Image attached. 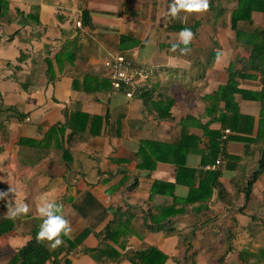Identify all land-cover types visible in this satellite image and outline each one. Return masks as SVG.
<instances>
[{"label":"crops","instance_id":"obj_1","mask_svg":"<svg viewBox=\"0 0 264 264\" xmlns=\"http://www.w3.org/2000/svg\"><path fill=\"white\" fill-rule=\"evenodd\" d=\"M130 1L87 0V5H85V0H16L15 2L22 12H27L30 6H38L40 12H33L34 16L38 17H30V20L27 21L22 13L15 12L18 15L15 21L9 23L3 20L0 25V69L2 70L0 91L5 92L0 93V97L3 98L0 100V128L14 130L10 144L0 141V158L5 159L6 168L10 172V180L0 184V191H8L10 187L13 189V192H9L6 200L0 199V221L7 211L6 204L15 206L16 203L22 201L29 207L26 215L10 219L15 222V232L9 236L11 240H6V237L0 238V264L8 263L13 247L18 248L30 239L29 228L32 225L29 222L35 215L36 197L39 196L42 202L50 201L51 196L62 195V197L69 198L72 194L71 202L75 203V207H70L71 202H62L63 208L66 207L64 213L82 209L84 211V213L80 212L82 215L94 216L96 214H92L91 211L85 212L87 202L85 196L82 195V192L87 188L93 192L90 185L92 180H89L90 174L94 173L93 177H95L99 171L108 172V170L115 173L120 160L134 157L143 141H149L144 142L149 146L154 144L152 140H149L153 138L146 135L141 129L146 126L154 127V123L139 122L138 120L142 118L141 113L138 115L134 110H124L120 98L126 96L119 93L121 96L114 97L113 93H108L109 85L105 77V63L116 53L121 52L116 43V37L121 27L122 4H127ZM139 1L144 4V0ZM149 1H151V5L147 6L148 12H139L138 21L141 27L149 22L148 29L153 31L172 20L165 13L173 0H169L165 4H161V0ZM223 3L227 5L228 1L223 0ZM84 8L88 9L94 17L93 30L88 26H83ZM182 17L184 15L180 12L174 20L180 23ZM78 21L82 23L81 27L76 25ZM178 34L179 32L174 31L168 39L178 43ZM11 36L12 39L8 41V37ZM195 40H199L201 43ZM210 45L209 37L203 32L199 34V39L194 37L187 48L196 52V49H204ZM184 47L185 45L181 48ZM181 48L179 47V52L168 55L159 51L154 41L144 48H137L132 52V55L140 61L152 58V63L161 67H173V65L180 67L183 64L195 62V54L190 51L186 55L182 54ZM10 60L13 63L11 73L8 68L6 72L12 76L15 83V88L12 89L4 88L6 85L13 86L7 82V74L4 70V66ZM48 60L52 68L53 79L46 75ZM213 64H219V57L213 61ZM57 93H61L62 100L58 99ZM177 94L181 95V98H176L173 105L174 114L177 116L191 114L193 112L192 102L196 104L194 98L200 93H194L189 98L187 93ZM133 100L131 101L140 104L139 100ZM48 102L54 108H51ZM9 107H13L25 115V125L16 127L14 123L18 121L14 117L3 115L7 113L4 108ZM183 108H186L187 111L183 112ZM162 124L169 128L174 125L167 122ZM33 135L39 137L38 140ZM162 138L163 135L159 134L155 140H163ZM13 143L18 144L19 148L31 145L49 149L51 146L57 148L60 144L62 145L61 150H58L60 153V159L57 161L58 167L56 170L52 168V172H59L58 175H60V171L62 172V180L58 185H53V189L48 195L45 193L49 190V180L55 177L50 171V166L28 177L26 171L17 173L20 169L31 166L34 160L33 157L17 151V147L12 146ZM157 148L159 149L153 152V156L162 159V142L158 144ZM65 151L67 160L63 157ZM46 155L52 156L50 151ZM158 158L155 160L160 161ZM165 160L167 161V159ZM64 162L69 166L66 173H64ZM128 169L129 171L134 169L133 163L128 166ZM155 170L161 174L166 173L161 178L171 179L173 177L170 175L173 170L170 162H156ZM34 175L40 179L36 187L32 183ZM122 176H117V178L122 179ZM65 178H68L67 182ZM68 185L69 187H67ZM45 186L48 188L44 189ZM140 186L149 188L144 181ZM141 191L138 190L134 193V198L137 199L135 203L138 207V217L142 210L148 209L150 204L148 190ZM175 192L182 193L178 190ZM95 194L106 206L116 204L119 200L118 195L114 192L110 193L107 186H101L95 191ZM155 200L161 202H153L151 205L158 207L164 204L162 201L170 202L172 198L170 195H156ZM36 216H39L37 209ZM110 219V217H106L102 223L92 228L98 232ZM67 220L72 229L69 236L84 229L79 228L78 223L80 222L75 218H67ZM38 223L41 224L42 220ZM194 223V218L185 217L176 221L174 227L178 228L180 225L186 226ZM3 225L7 227L5 232L11 229V225L6 219ZM138 226L139 219L137 218L132 224L133 234L129 236V248L138 250L147 248V237H151L155 241H163L158 248L167 254L177 252L178 245L174 243L175 240H178L177 236L165 237L159 232L144 233L138 229ZM97 243V238L94 235H89L84 240L83 246L93 248L97 246ZM117 249L122 252L120 247ZM69 264L95 263L86 252H80L71 255ZM110 264L116 263L111 262ZM120 264L130 263L123 261Z\"/></svg>","mask_w":264,"mask_h":264},{"label":"trees","instance_id":"obj_2","mask_svg":"<svg viewBox=\"0 0 264 264\" xmlns=\"http://www.w3.org/2000/svg\"><path fill=\"white\" fill-rule=\"evenodd\" d=\"M219 1L209 0L211 18L216 22L222 18V15H218L216 6ZM86 2L87 0L84 2L85 5H87ZM34 11L40 12V8L30 6L27 12L17 10V13H22L29 21L30 17H38L37 15L34 16ZM4 16L5 14L0 7V18ZM226 16L227 18L223 17L221 19L222 25L224 28L231 30L235 42L227 58L228 65L224 68H220L219 65L213 68L211 64L219 56L221 49L216 47L211 51V55L208 57L209 61L206 64L207 68L204 66V75L201 77L204 78L206 83L209 82L210 85L216 83V86L207 93H200V99L203 100L200 107L192 102L193 112L183 114L184 116L179 114L181 116L177 119V114H174L173 110L176 98L174 99L172 93H156L155 85L145 92L134 93L130 99L139 100L141 112H146L157 123H173V127L178 128L179 139L184 135V138L180 142L178 141L172 160L177 161L179 167L182 166L180 171L192 173L188 190L200 191L195 195L185 196L182 199L184 208L175 209L171 214H166L164 219L173 220L194 204H215L218 201L224 204V208H234V212L247 214L252 220L257 219L255 215L251 216L252 214L237 209L235 203L241 197L245 201L247 200L246 205L249 203L251 195L257 190V182L264 173V0H237L234 7L227 11ZM82 17L84 18L83 26L91 27V15L88 9L84 8ZM166 28L168 31H180L182 29L173 25L166 26ZM125 40L135 41L129 33H122L118 36L117 41L120 46ZM135 44L138 43H130V46L134 47ZM229 47L230 44L226 42L225 49ZM171 48V44L163 43L158 50L169 55L171 54ZM46 66L47 77L53 79L49 60ZM187 94L189 98L194 93ZM1 99L3 98L0 97ZM4 111H7V113H2L3 115L12 116L18 122H25V115L13 109V107L4 108ZM190 118L197 119L198 124L187 125L185 121ZM187 128L199 129L201 132L206 133L210 138L209 146L200 148V144H202L200 141L204 136L197 138L196 142L184 133V129ZM206 129L209 131L205 132ZM225 129L231 131L227 140L221 138ZM186 137L188 139H185ZM4 142L10 144V136H7ZM185 142H187V147L185 148V154L182 155L183 150L181 151L180 147ZM234 145L241 147V154H234V151L230 152L231 146ZM187 154L200 155L201 165L213 164L219 159L222 171L220 173H203L200 169H187L185 167V156ZM182 156L183 159L180 160ZM63 157L67 160L66 151ZM226 170L230 193L219 181ZM65 180L67 182L68 178H65ZM176 183H179L177 179ZM157 186H160L161 189H168L173 187V184L171 182H159L154 185V187ZM47 188L48 186L44 187V189ZM65 199L66 197H62V202ZM130 208L128 207L124 211H120V209L112 210V219L101 232L96 233L97 247L86 250L99 263L105 262L107 259L121 258V255L110 242H117L120 235L126 234L123 229L116 233L114 228L120 224H127L132 220L134 210ZM171 208L172 206H168L164 209V212L169 211ZM152 214L151 211L150 213L148 211L149 216ZM144 228L149 229L150 227ZM29 229L30 239L25 241L24 245L16 248L15 254L8 264H61V261L62 264H69L71 255L81 252L79 248L83 249V242L90 233V229H82L73 236L61 234L60 238L63 243L54 250H50L48 246L50 242L37 243L35 237L39 229L37 231L32 227ZM233 238L234 234L231 228L227 229L225 234L227 249L217 258L218 261H223L226 256L233 253L235 249ZM262 252H264V249H262ZM128 258L134 264H164L167 259L166 255L155 247L142 252L131 253ZM240 260L245 261L244 255L240 256Z\"/></svg>","mask_w":264,"mask_h":264},{"label":"bare ground","instance_id":"obj_3","mask_svg":"<svg viewBox=\"0 0 264 264\" xmlns=\"http://www.w3.org/2000/svg\"><path fill=\"white\" fill-rule=\"evenodd\" d=\"M218 2V0H215ZM228 4L225 5L223 3V0L219 1V4L216 3V6L218 8V15H222V18H227L226 14L227 11L231 8L234 7L236 4L237 0H227ZM11 4L13 5L15 2H12L10 0ZM151 1L149 0H144V4L140 2L139 0H131L130 2H127V4L123 3V10L121 12L120 16V22L124 20L123 23L121 24L120 27V32L116 37V43L119 47V50L121 52L116 53L110 60H108L105 65L104 69L106 72V79L108 81V93H141L140 91L145 92L148 88H151L155 85V88L157 90L156 93H207L210 91V89L215 88L216 83H213L210 85L209 82H205L204 78L201 77L204 75V66L206 67V64L208 63L209 59L208 57L211 55V51L214 48H219L221 49V53L219 54V67L224 68L225 66L228 65V56L230 53V50L232 49L234 45V36L232 35L231 30L226 29L223 27L221 19L218 20L217 22L211 18V16L207 17L206 15H202L200 13H183L184 16L188 17L187 23L184 22H176L175 20H170L169 22L165 23L164 25L158 27L156 30L149 31L148 25L149 22H146L143 27L139 25L138 21V13H145L148 12V4ZM169 2V0H161L162 3ZM132 6V7H131ZM12 9L14 10V7L12 6ZM208 9L207 11L210 13ZM15 12V10H14ZM91 15V13H90ZM261 17V16H260ZM3 20L7 21V17L4 16L0 18V25ZM94 17L91 15V24L92 26L90 27L92 30L94 29ZM130 21V23L128 22ZM10 23V21H8ZM174 26V27H181L182 29L184 28H189L193 33L195 39H199V34L205 32L207 36L209 37L211 41L210 47H205L204 49H196L195 51H191L195 54L194 61L189 64H183L182 66H178L179 69L182 70L184 73L182 77H176V79H184L183 82H174L172 80V76L166 77V73L168 71H172L170 67H161L157 66L154 63L148 64L145 61H140L136 59L133 55L132 52H134L137 48H144L146 45H149L151 37L154 35L156 38L152 39V42L155 41V44L157 45L158 49L160 48V45L163 43H169L173 46V44H177L175 42H172L169 40V36L171 33L177 30H169L166 28V26ZM193 28H192V27ZM245 26V25H244ZM181 29V30H182ZM180 30V31H181ZM177 31V32H180ZM122 33H129L131 37L135 39V41L131 40H125L123 44L120 46L118 44V36H120ZM12 39L11 37H8V41ZM196 42L201 43L199 40H195ZM226 42L230 44V47L228 49H225ZM130 43H138L137 45L135 44L134 47L130 46ZM207 43V42H203ZM183 44H178L177 50L175 52L170 51L172 55L174 53L179 52V47H183ZM216 57L214 61L218 58ZM120 62L121 66L117 71H111L108 70V63L111 62ZM215 63V62H214ZM213 65V68L216 66L215 64L211 63ZM11 65L13 66L12 61L10 60L9 62L6 63L4 67L10 68ZM186 77V78H185ZM169 78V79H168ZM167 82V83H166ZM118 85V87H117ZM176 86V88H174ZM142 131L148 135L151 136L153 139H149L153 141V146H149L145 144L144 142H149V141H143L141 145L139 146L137 152L134 154V157L131 159L127 158H122L116 167V172L112 173L110 170L108 172L106 171H99V173H96V178L92 180V190H93V206L91 209L92 214H98L101 212L108 213L112 212L114 209H120V211H124L128 207H131L130 209L134 210V214L132 217V220L127 223V224H120L117 227H120L124 231H126V234L120 235L117 239V242H110V244L114 247V249L121 255V258L117 259H107L105 264H109V262H115L116 264H120L121 262L125 261L129 262L130 264H134L131 262V260L128 258L131 253L134 252H142L145 251L149 248L155 247L157 250L162 252L164 255H166L167 259L165 260L164 264H200L199 260L197 261V257L200 254H203V252H196L194 255H191L188 253V255H175L174 254H167L165 251L162 249L158 248L157 246H151L147 247L141 250L138 249H133L129 248V236L133 234L132 230V224L133 222L136 221V219L140 218L139 220V226L138 229L141 230L142 232H159L162 233L163 236L169 237V236H177L179 240V246L181 249H186L188 251V248H191V243L187 242V239H193L196 242L202 243L204 240L208 238L209 230L210 228H214L212 225L217 219H223V217L228 214L227 219L228 220H233L234 221V226L240 227V224L238 220H236V216L244 217L245 220H249V224L245 227H241L240 233H243L245 236H247V239L252 238L254 240V234H256L257 230H263L264 231V222L259 219L258 214L256 213L257 211H249V207L251 206L252 200L256 201H261L260 198L262 199V204H264V190H261V196L259 197V191L260 188L257 186V190L251 195L249 203L246 205L247 200L243 197H241L238 201L235 203V207L237 209L243 210L244 212H247L249 214H252L251 216H254L257 218L256 220H252V218L248 217V215H243L238 212H234V208H224V204L221 201H218L215 204H205V205H198L194 204L190 206L186 211L182 212L179 214L176 218L173 220H168L164 219L166 217V214L172 213L175 209H179L182 206V199L185 196H188L190 194H197L198 192H195L194 190H188V185H190V179H191V174L189 171H180L178 162H174L172 160V157H174L175 149L177 148L178 141L182 138H184V135L182 138L179 139V133H178V128L171 127L169 137L173 135V130L176 132V137L175 139L173 138L172 142H169L168 140H155L157 137L156 133H153V130L156 129L158 132V128L155 127H150L146 126L145 128H141ZM209 130L206 129L205 132H208ZM14 130L12 128H0V141L4 142L5 138L7 136H10V138L13 136ZM184 133L188 134L189 137L197 142V138L203 137L202 141H200L202 144H200V148H207L209 146V141L210 138L204 133L203 131L201 132L199 129L195 128H187L184 129ZM231 134L230 129H225L223 131L222 139L227 140L228 136ZM185 139H188L186 137ZM162 142L163 148L161 149V157L160 161H156L155 157L153 156L154 151H158L159 148L158 144ZM56 150H61L62 145L57 146ZM187 147V142L185 144L181 145L180 150H183V154H185V148ZM240 146L239 145H234L231 146L230 152L232 153L234 151V154H241L240 153ZM174 150V152H173ZM136 155V156H135ZM263 155V154H262ZM136 157V158H135ZM192 157L193 159L189 160V158ZM167 159V161L165 160ZM183 159V156L181 157L180 160ZM185 167L187 169H200L203 173H220L222 170L220 168V160H216L215 163L213 164H205L201 165V156L196 155V154H187L185 156ZM156 162H170L172 164L173 170L170 175H173L171 179H164L161 178L163 177L166 173L161 174L160 178H154L152 176V172L155 171V165ZM133 163L134 169L132 171H129L128 166ZM58 164V162H57ZM99 168V166H97ZM179 169V170H178ZM56 170V169H55ZM224 170V168H223ZM67 171V163L64 162V172ZM59 172L54 171L55 177L50 179L49 181V190L45 193L46 195L49 194V192L53 189V185H58L60 180H62V172L60 171V175H58ZM169 173V172H168ZM167 173V174H168ZM227 170L224 172L223 176L220 177L219 181L223 184V187L226 189L228 193H230L229 185H228V179L226 177ZM122 176V179L117 178V176ZM180 177V180H179ZM261 177H264V173L261 175ZM260 177V178H261ZM176 179L179 181V183H176ZM260 180V179H259ZM258 180V182H259ZM144 181L149 188H144L141 187L140 184L141 182ZM159 182H171L173 184V187H170L168 189H161L160 186L154 187V185H157ZM258 185V184H257ZM101 186H107L109 188L110 193H116L118 195V202L113 205L106 206L103 204V202L98 198L95 194V191L100 188ZM148 190L149 193V198L148 201L150 204L148 205L147 210H142L140 213V216H137L138 212V207L136 206V203L132 200V197H134V193L138 190ZM181 191L182 193H176L175 191ZM133 195V196H132ZM156 195H161V196H166L170 195L172 200L170 202H165L162 201L164 204L161 206H152L151 203L153 202H161L155 200ZM36 203H35V215L31 219V225L32 228L35 229L36 231L39 229L40 224L38 223L39 221L42 220L40 216H36V209L41 204V201L39 199V196L36 197ZM213 200V198H212ZM50 201H55L57 203H62V195L61 196H54L50 197ZM7 202V201H6ZM246 205V206H245ZM168 206H172V208L169 211L164 212V209H166ZM245 207V208H244ZM243 208V209H241ZM148 211L153 213L152 215H148ZM243 212V213H244ZM109 214V213H108ZM142 214V215H141ZM158 215V216H156ZM185 217H192L195 219L194 224H188L186 226L180 225L178 228L174 227V224L176 221L180 220L181 218ZM110 218L112 219V213ZM5 215L3 216V219L0 221V238L6 237V240H11V237H9L11 234L15 232V222L6 219L9 224L11 225V229H7L3 225L4 220H5ZM110 219V220H111ZM244 220V221H245ZM242 222V221H241ZM107 225V224H106ZM105 225V226H106ZM105 226L100 230V232L105 228ZM232 226V223L228 225V227L224 228V249L222 252L218 253L217 256H213V253L211 254L210 259L208 260V263L212 264H226L229 259L237 258L239 261L237 264H264V261L260 260L258 263H256V259L250 260V253L246 251L245 249L239 251V253L235 256V241H236V233L233 232V229L230 227ZM144 227H150L149 229H145ZM231 228L232 233L234 234L233 238V245L235 247L234 251L232 254H229L226 256L223 261H218L217 258L220 257L225 251H226V243H225V234L227 229ZM82 229V228H81ZM84 229H90L89 235H94L96 237V233H99V231H94L92 227H85ZM200 229H203V233L200 231ZM190 231V234L187 233V231ZM178 231L183 233V237H180L178 234ZM118 233V232H117ZM88 235V236H89ZM97 238V237H96ZM98 240V239H97ZM250 241V240H249ZM263 246L260 249V252L264 255V252H262V249H264V239L261 240ZM98 245V243H97ZM187 246V248H186ZM210 246V245H209ZM209 246L207 247L208 251H210ZM97 247V246H96ZM120 247L122 249V252H119L117 249ZM95 248V247H93ZM93 248H86L83 246V249H81V252H86L87 254H91L87 252V249H93ZM16 248L13 247L12 254L10 255L13 257L15 254ZM244 255V260H240V256ZM62 259V256H61ZM177 261V263L175 262ZM9 263V261H8ZM7 263V264H8ZM62 264V261H61Z\"/></svg>","mask_w":264,"mask_h":264},{"label":"rangeland","instance_id":"obj_4","mask_svg":"<svg viewBox=\"0 0 264 264\" xmlns=\"http://www.w3.org/2000/svg\"><path fill=\"white\" fill-rule=\"evenodd\" d=\"M16 0H12V2H15ZM149 5H151V2L149 3ZM12 6L14 7L15 12L17 13V10L19 11L20 8L17 6L16 2L12 5L10 0H0V7L3 10V13L5 14V16L7 17V21H15L18 18L19 13H15L14 10L12 9ZM202 15H206L207 17L211 16V14L206 11L203 13H200ZM124 20H122L120 23H123ZM130 23V21H128ZM152 39H155V36L153 35L150 39V42H152ZM4 51V50H3ZM152 52V51H151ZM150 52V53H151ZM145 62H147L149 65L152 64L153 59L149 58L147 59ZM172 71H168L166 73V77H170L172 76V80L174 82L178 81V82H183L184 79H176V77H182V75L184 74L182 72L181 69L178 68L177 65H173V67H170ZM6 67H5V72H6ZM9 69V72L11 73V69H12V65ZM2 73V70L0 69V74ZM7 74V82H10L11 84H13V86H4V88H10L12 89L13 87L15 88V83L13 82L12 76L9 75L8 72H6ZM186 78V77H185ZM169 79V78H168ZM13 82V83H12ZM167 83V82H166ZM176 88V86L174 87ZM0 93H5L4 91H0ZM178 92H174L172 93V95H174V99L177 98H181V95L177 94ZM1 95V94H0ZM114 97H118V95H120L119 93H113ZM58 99L62 100V95L61 93H57ZM121 96V95H120ZM123 98H120V103L122 106H124V110L127 109L129 111L134 110L136 111V113L139 115V113H141L142 118L139 119V122H143V123H151L154 125L155 128H158V132L156 131V129L153 130V133L156 134H161L163 135L164 140H168L169 142H172L173 138L175 139L176 137V132L173 130V135L171 137H169V133L171 130V128L164 126L161 122H156L153 120V117H150L146 114V112L144 111H140L141 109V104H136L135 102H132L130 99L122 96ZM196 105L201 106L203 100L200 99V94L196 95V97L194 98ZM53 100V99H52ZM134 101V100H133ZM48 104L52 107L51 103L48 102ZM49 109V108H48ZM182 111H187V109L183 108ZM181 115L177 116V119L180 117ZM184 116V115H182ZM145 117V118H144ZM2 121V119H1ZM185 123L187 125H196L198 124L197 119H193L190 118L188 120L185 121ZM16 125V127L18 126H23L25 125V122H15L14 123ZM39 124V122H38ZM63 130V128H62ZM34 138H36V140H38L39 137H35V135H33ZM41 144V143H40ZM12 146L17 147V151L25 153L27 156L33 157L34 163L31 166H27L24 167L22 169L19 170V172L17 173H23V172H27V177L28 176H32L34 173L39 172L40 170H42L45 167L50 166V171L51 173L54 175V172H52V168L57 169L58 164L57 161L60 159V153L58 150H56V148H54L53 146H51L49 149H44V148H38V147H33L31 145H27V146H21L19 148L18 144L13 143ZM50 151L51 153V157H48L46 155V153H48ZM193 159L192 157L189 158V160ZM0 184H3V182L7 181L10 178V172L8 171V169L6 168V164H5V159L0 158ZM94 173L90 174L89 180H93L96 177H93ZM152 176L154 178H160L161 177V173L158 170H155L152 172ZM10 180V179H9ZM32 183L35 185V187L38 185V183L40 182V179L37 177V175H34L32 177ZM257 186L260 188L259 191V197L261 196V190H264V177H261L259 182H257ZM140 192H142L140 190ZM82 195L85 196L86 198V202H87V207L85 212L87 211H91L92 206H93V200L95 195H93V192L90 191V189H86L82 192ZM71 199H73V195L70 194L69 198H66L65 201L67 203L71 202ZM132 200L134 201V203L136 202V198L132 197ZM261 201H256V200H252L251 206L249 207V211H257L256 213L258 214L259 219H261L264 222V204H262V199L260 198ZM70 207H75V203L71 202L70 203ZM66 207L63 208L62 214L64 215V217L67 218H71V219H76L78 220L80 223L79 224V228H85V227H96L98 226L100 223H102L105 218H109L111 216V213L108 212L106 214H104V212H101L100 214H96L94 216H84L81 213H84V211L81 209L76 210L75 211H69L67 213H64ZM81 212V213H80ZM88 214V213H87ZM68 215V216H67ZM228 214H226L225 217H223V219H217L212 225L214 226V228H210L209 230V234H208V238L206 240H204L202 243L196 242L193 239H187V242L191 243V248H188V251H186V249H181V247L178 245L179 244V240H175V244L178 245L177 248V252H176V256L180 255H188V253H190L191 255H194L196 252H203V254H200L197 257V261L199 260L200 264H212V263H208V260L211 257V254L213 253V256H217L218 253L222 252L224 249V228L228 227V225L230 223H232V226H230L233 229V232L236 233V241H235V253L234 255L236 256L239 251L245 249L246 251H248L250 253V260L252 259H256L253 261H256V263H258L260 260L264 261V255L260 252L261 247L263 246L262 241L264 239V231L263 230H257L256 234H254V240L252 238H249V240L247 239V236H245L243 233H240V229L241 227H245L249 224V220H245L244 217H240V216H236V220L239 221L240 227H236L234 226V221L232 220H228L227 219ZM139 220H141L139 218ZM245 220V221H244ZM242 221V222H241ZM132 227V226H131ZM136 228V227H134ZM121 228L120 227H115L114 230L117 232H119ZM200 231L203 233V229H200ZM100 232V231H99ZM188 234H190V231H187ZM178 234L180 237H183V233L178 231ZM147 246L151 247V246H161V244L163 243V241H158V240H154L151 237H147ZM210 245V246H209ZM209 246V250L207 249V247ZM187 248V246H186ZM88 256L94 261L95 264H105L103 262L99 263L96 258L92 255V254H88ZM239 260L237 258H231L227 261L226 264H237ZM177 263V261H175ZM111 263V261L109 262V264Z\"/></svg>","mask_w":264,"mask_h":264},{"label":"clouds","instance_id":"obj_5","mask_svg":"<svg viewBox=\"0 0 264 264\" xmlns=\"http://www.w3.org/2000/svg\"><path fill=\"white\" fill-rule=\"evenodd\" d=\"M209 0H173L169 5L168 11L165 15L169 19H176L181 11L191 13H203L209 9ZM182 22L187 23L188 17L181 18ZM194 39V33L189 28L182 29L178 34V43L173 44L171 51L177 50L178 44L185 45L180 51L182 54H187L189 49L187 45ZM118 87V85H117ZM9 192H13L10 187L8 191H0V199H7ZM7 211L5 213L6 219H16L20 216L26 215L29 211V207L24 202H18L15 206L7 205ZM39 216L42 218V223L39 226V231L36 234L37 243L48 241L50 250H54L60 246L63 241L60 238L61 234L68 236L72 229L69 221L62 214L63 204L55 201L44 200L41 202L37 209Z\"/></svg>","mask_w":264,"mask_h":264},{"label":"built area","instance_id":"obj_6","mask_svg":"<svg viewBox=\"0 0 264 264\" xmlns=\"http://www.w3.org/2000/svg\"><path fill=\"white\" fill-rule=\"evenodd\" d=\"M76 25L78 27H81L82 23L80 21H78L76 23ZM107 66H108V70L117 71L119 69V67L121 66V64H120V62L114 61V62L108 63ZM120 94L125 95L128 99H131L134 95V93H120Z\"/></svg>","mask_w":264,"mask_h":264}]
</instances>
